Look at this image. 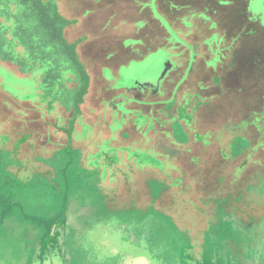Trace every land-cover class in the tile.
<instances>
[{
    "label": "rangeland",
    "instance_id": "obj_1",
    "mask_svg": "<svg viewBox=\"0 0 264 264\" xmlns=\"http://www.w3.org/2000/svg\"><path fill=\"white\" fill-rule=\"evenodd\" d=\"M47 1L43 0L46 16L54 18L52 13L54 6L55 12L57 11V0H53L54 6ZM89 1L92 5L88 7L93 12L88 13L87 17L96 19L99 16L102 19L106 15L110 22L107 37H115L116 40L119 35L112 28L123 30L119 39L128 38L127 44H135V40H141L142 54H153L123 68L116 87H130L137 82L157 85L170 60L176 75L185 77L184 84L178 87L177 97L185 89L195 96L198 90L206 98L212 97V101L198 98L199 105L195 106L193 112V141H201L202 144L195 143L188 151L182 149L181 154L185 156L189 152V156L170 158L175 154L169 148L158 146L166 135V130L137 118V134L131 136L129 132H123L125 141L120 147L133 152L131 157L135 158L136 164L158 170L159 174L156 171L153 175L150 172L145 175H148L147 179H151V186L162 185L156 192L160 197L154 195L156 202H146L147 196L139 191L135 195L136 199L127 197L113 202V193L119 191L121 181L127 180L129 170L125 172V178V174L121 172L123 169H120L110 172L112 182L105 180L97 183L100 168L92 170L89 160L85 164L79 159L78 153L73 156L70 152L73 146L61 143L54 151L47 150L49 153L44 148H32L26 139L31 130L39 128L37 123H29L27 126H22L20 122L10 123L9 130L0 131V253L2 250L10 252L6 259L8 261H3V258L0 261L3 264H48L49 258L42 260L39 248L35 253L33 248L39 243V236L36 234L40 230L44 231L45 225L51 223L47 230L56 235L54 242H50L51 256L59 254V250L67 264H97L100 256L105 257L102 258L104 264H131L140 257L148 258L150 264H264L262 248L256 249V245L260 244L259 240L255 244L254 238L245 235L248 231L240 229L242 225H249L250 219H259L264 223V129H261L263 123L259 118V111L264 106V24L250 20V14L247 13L248 0ZM253 8L264 22V0H257ZM33 10L26 12V6L21 4L13 15L0 16V41L10 45L6 52L11 55L20 54L13 59L14 62L4 60L14 68L24 52L21 46L23 36L44 40L46 35L48 38V32L39 21L36 10ZM59 13L61 18H65ZM189 13L195 17L189 19L190 25L187 23L185 27L184 18ZM9 20L19 24V32L12 28ZM24 20L26 27L22 29L26 28L27 31L20 32V25ZM64 22L67 25L65 20ZM119 23L125 26H120ZM216 31L224 32V38H213ZM187 32L190 34H186ZM64 34L63 39L71 36L67 28ZM169 34L176 43H180L183 34L188 38L194 53L193 64L188 71L164 53L162 47L166 46ZM202 39L210 40L212 48L215 45L219 47V61L214 66L207 65L211 62V56L207 52L208 45L203 46L202 42L200 45L199 41ZM193 45L197 46V50L193 49ZM115 46L117 47L111 49L120 53L119 46ZM19 57L21 58L18 59ZM67 65L63 63L66 74L72 71ZM28 73V77L22 80L0 68L6 86L17 99L31 102L37 100L43 105L48 101L52 106L65 104L69 91L60 86L49 84L50 87L46 89L52 90L53 96H57L55 99L44 98V94L38 95V90L45 84L43 68L33 69ZM173 86L174 83L167 85L163 100L170 98ZM22 87H26L27 91L22 90ZM156 98L152 97V101ZM169 105L156 108H160L161 113L170 115L173 113V105ZM239 112L244 115L258 112L253 113L251 118L254 120L252 125L259 127L260 131L254 127L242 129L240 135L247 137V140H239L237 135L225 138L223 135L213 134L220 132L219 127L226 123L225 119L234 118ZM30 119L37 120L34 116H30ZM88 128L84 127L83 139L92 136ZM208 131L213 133L204 134ZM227 131L225 129L224 133L228 134ZM184 133L193 136L188 131ZM186 134L184 136L177 125L167 131V136L171 138L172 135L173 141L180 144L190 141L191 138L188 135L186 138ZM20 142L24 144L18 146ZM137 145H142V149ZM148 145H152V150H157V153L146 151L145 146ZM158 153L168 154L169 158L161 159ZM129 165L134 168L131 163ZM107 172L108 170L104 172L105 176ZM128 180L132 182L130 177ZM163 180L168 186H180L187 198L183 197L179 189L164 188ZM139 185H142V181ZM131 193L133 194V190ZM196 197L202 205L198 204ZM180 209L182 212L187 210L190 215L188 218L196 221L202 230H206L203 231L206 246L201 247L194 236L188 237L186 229L180 226L181 222L177 218L173 220L175 225L170 220V216H176ZM69 216L74 219L72 222L68 221ZM35 226H38L36 233L33 230ZM197 228L195 223L194 230ZM237 229L242 233L241 242L239 234L233 237ZM250 234L251 231L248 236ZM192 245H196L194 251L199 252L195 257L191 253ZM54 263L56 262L52 264ZM61 264H65L64 261Z\"/></svg>",
    "mask_w": 264,
    "mask_h": 264
},
{
    "label": "flooded vegetation",
    "instance_id": "obj_2",
    "mask_svg": "<svg viewBox=\"0 0 264 264\" xmlns=\"http://www.w3.org/2000/svg\"><path fill=\"white\" fill-rule=\"evenodd\" d=\"M58 1H60V4ZM91 3L92 2L89 0H57L58 6L56 12H61L65 17L62 19L67 22L64 32L67 28L73 37L71 38L70 36V40L68 37H65L64 40H66V44L72 53L69 55L74 57V63L72 64L80 74L76 81L73 74H71L70 81L73 82L66 86L60 85L61 89L66 87L65 89L69 91L65 104H56V106H52L48 101L43 105L41 101L37 100H32V102L19 100L11 95L9 88L6 86L5 77L0 74V131L4 129L9 130L11 126L10 123L12 122H20L22 126H27L29 123H37L39 128L31 130L27 136L26 142H28L32 148H44L45 152H47V150L51 152L54 151L57 146L59 147L64 140L67 141L68 145L75 146L74 144L76 141L72 136L78 135L79 139L82 138L84 127H89L88 129H90V134H92V136L84 140L109 138L108 142L101 144V148H98L94 144L92 148L87 151V155L90 156L88 162L92 163L91 169L100 168V173L104 174L106 171L104 170L105 164L104 161H102L103 163L101 162L103 158L102 155L104 154L103 151L106 149L115 150L114 154L116 159L114 161H108V172L112 173L120 169L122 170L119 166L121 162L124 161L118 157L122 148L120 146L117 149L114 148L113 142L125 141V139H118L122 137L121 135L123 132L127 131L131 136L137 134V132H135L137 128V126H135V121L143 113L154 112L160 114L161 117L171 121V123L168 122L170 124H167L169 131H171L174 125H177L184 136L186 134L184 132L186 131L190 132L192 135L194 132L193 117L191 116V120L188 121L187 116L185 118H180L179 114L183 111L186 114H192L193 108L199 105L198 98L204 99L206 97L198 90L195 96V94H192L188 89H185V92L182 94L180 93V96L177 97L178 87L182 86V83L184 84L185 77L179 74L176 75L177 72L173 70L174 66L170 63V60L167 62L166 72H163L161 75L159 84L150 85L137 82L130 87H116L117 82L122 77L121 73L123 68H127L131 64L145 60L146 57H149L152 53L148 52L142 54L143 44L141 40L134 39L135 44H127V42H129L128 38L119 39V36L123 35V30L117 31L115 28H112V31L115 32L116 35H119L116 40H114L115 37L111 39L107 37L106 34L109 32L110 22H108L106 15L103 16L102 19H100L99 16L96 17V19L89 16L87 17L88 13L93 12V9L88 7V5H92ZM119 25L125 26L121 23H119ZM71 29H75V31H71ZM64 32L63 36L65 35ZM184 35L185 34L181 37L180 43L174 42L175 39L170 36L167 39L166 46L162 47V49H164V53H166L170 59H174L181 64L182 68H186V71H188L193 64L192 57L194 53L189 46L188 38ZM115 45L119 46L118 48L121 50L120 53L119 51L116 52L111 49L117 47ZM180 48L182 49L180 50ZM1 50L0 53L2 52ZM5 52L6 50L1 54L4 56ZM18 67L19 66L16 65V68H14L10 63L0 60V68H4L5 71L11 72L15 77L25 80L28 75L19 72ZM81 72L83 73V79ZM55 76H59L58 78L60 79L64 78L60 70L55 72ZM169 83H174L173 89L170 91V98L168 97V100H163L162 98L167 93L166 88ZM47 86L48 84L43 85L42 89L40 88L41 90H38V95L44 94V98L55 99L57 96H53L52 90H46L48 89ZM22 90L27 91L26 87H22ZM155 96L157 97L156 100L152 101V97ZM158 98L160 99L157 100ZM165 104H170V107L173 105V113L170 115L163 114L160 112V108H156L165 106ZM30 116L36 117L37 120L30 119ZM144 120L146 121V119ZM188 123L191 129L186 128V124L188 125ZM187 135L190 139L188 133L186 134V138H188ZM170 137L172 139V135ZM126 141L128 143V140ZM19 144L18 146H21L24 143L20 142ZM158 146L169 148L173 154L177 153L175 148H178V146L166 141H162ZM137 147H139V145H137ZM152 147L151 145L150 149H152ZM146 148H148V146H146ZM16 149L17 147L14 148V150ZM122 151L123 150H121V152ZM70 152H73V147L70 148ZM179 152L181 153L182 151ZM186 155H188V153ZM81 156L83 155L80 154V157ZM135 162L136 160H133L132 163L135 169L145 166L143 164H136ZM86 163L87 162H85V164ZM127 169H131V166ZM121 172L126 176L127 173H125L124 170ZM108 174L109 173H107V175ZM164 184L167 188L180 189V186H168L166 181H164ZM177 219L181 222L180 226L186 229L185 232H187L188 237L191 235L195 238L198 237V239L202 238V235L197 234L202 232V229L196 221L193 222L191 218L182 217ZM170 220L173 222L174 216L171 215ZM195 223L198 227L197 230H194ZM251 231L254 232V230ZM260 234L263 236L264 232ZM199 241L200 240L196 242ZM257 246L262 247L264 252V246H261V244ZM190 248L192 249L191 253L193 256H197L199 252L196 250L194 251L195 247L191 246ZM48 251L51 250L48 249ZM58 252L59 254L56 256L53 255L49 257L48 264H52L53 262H56L54 264H61V261H64V263L66 262L64 256H60L61 252L59 250L57 253ZM98 257H96V259ZM102 258L105 259V257H99L101 263L103 262Z\"/></svg>",
    "mask_w": 264,
    "mask_h": 264
},
{
    "label": "trees",
    "instance_id": "obj_3",
    "mask_svg": "<svg viewBox=\"0 0 264 264\" xmlns=\"http://www.w3.org/2000/svg\"><path fill=\"white\" fill-rule=\"evenodd\" d=\"M256 1L257 0H248L247 1L248 2L247 3V13L250 14L249 18H250L251 21L258 22L259 24H264V22H262L261 15H258V12L255 11L254 8H253ZM47 3L51 4L52 6H54L53 0H48ZM21 4L26 6V12L29 11L30 9H32V10L35 9L36 10V13L38 15L39 21L41 22V24L45 28V31L48 32V38H47L46 35H44L45 36L44 40H42L41 38H37L36 39V38H26L24 36L22 37L23 43H22L21 46L24 48V52L22 53V59H20L21 57H19L18 59H20V60H19V62L16 63V65L19 66L18 67V71L21 72V73L23 72L24 74L28 75L29 74L28 72H31L33 69H37L38 70V69L43 68L42 77H43V80L45 82L44 85L52 84V85H56V86H60V85H65L66 86L69 83L73 82V81H70L71 77L68 75V73H70V75L73 74V77L75 78V81H76V79L80 76V74L78 73V71L76 70V68L72 64V63H74V57L69 55V54H72V53L70 52L69 47L67 46V44L64 42V39H63V32H64V28H65L66 25H65L64 20L59 16V13L55 12V10H56L55 6H54L55 9L53 8V10H54L53 12L54 13H52L54 18H48L46 16V10H45V8L43 6L44 5L43 4V0H0V16L6 17V16H8L10 14L13 15V12L16 11L17 8L19 7V5H21ZM194 17H195L194 14H193V16H190V13H189V15L184 18V26L187 27V23H188V26H189L190 25L189 19H192ZM14 22L15 21L9 20V23L12 26V28L19 32V29L17 28L19 26V24H15ZM22 27H26L25 20L20 25V32L22 30L23 31H27L26 28L22 29ZM33 30L35 31V28H33ZM16 34L18 35L17 32H16ZM186 34H190V32H187ZM212 36H213V38L223 39L225 34H224V32H217L216 31V32L213 33ZM18 37H21V35L18 36ZM14 38H16V36ZM56 41L58 43H56ZM11 42H13V41H11ZM53 42H55V43H53ZM199 42H200V45H201V42H202L203 46L208 45L207 52H209L208 55L211 56V62L208 63L207 65L208 66H210V65L214 66V64L219 61V59H218L219 56L217 57V53L219 52V47L217 45H215L216 47L212 48V43L208 39H204V40L202 39ZM199 42H197V45L199 44ZM8 46L10 47V45H6L2 41H0V50L2 49L1 53H3L4 50L8 51L9 50V49L7 50ZM61 48H63V49H61ZM11 49H13L12 46H11ZM193 49L197 50V46L193 45ZM1 53H0V60L1 61L7 60V61H10V62H14L13 59H16V57L20 55L18 53H15V54L11 55V53L6 52V54L3 56ZM196 55L197 54H195V56ZM41 60L43 61V63H36V64L32 63V61H41ZM63 63L64 64L67 63L68 64L67 68L70 66L72 71L71 72H67V74H66L65 71H64L66 68H63ZM59 70H60V72H62V74H63V71H64V78L63 79L58 78L59 76H55V72L59 71ZM81 76H82V79H83V73L82 72H81ZM47 87H50V86H47ZM211 98L212 97L204 98V99L212 101L213 99H211ZM21 106H23V105H21ZM194 111H195V108H193L192 114H186L184 111L180 112V114H179L180 118H185L187 116L188 121H190L191 120V116L194 119V115H193ZM259 112L261 113V117H259V118H260V120L263 123L261 129H264V106L262 107V109ZM253 113L257 114L258 112H248L245 115L242 112H239V113H237L235 115L234 118L232 116H231L232 118L229 117L230 119L226 117L227 118V119H225L226 123L221 124L220 127H219L220 128V132L213 133V132L208 131V132H205L204 134L213 133L214 135H223L225 138H228L231 135H237V136H239V140H243V139L247 140V137L241 136L240 132H241L242 129H245V128H248V127L249 128L254 127L252 125L254 120H252V118H251ZM141 117L143 119H146L147 123L154 124L156 126V128H159L161 130L162 129L166 130V135L163 137L162 141H166L168 143L174 144L175 146H178V148H175L177 153L174 155V156H178L177 158L181 157V153L179 151H183L182 149H186L188 151V150L192 149V147H193V145L195 143L202 144L201 141H198V142L193 141L194 140L193 139L194 138V133H193V136H190V138H191L190 141H188L185 144H180V143L174 142L173 139H171V138H169L167 136V131H168V127H167L168 125L167 124H170L171 121H168L167 119L161 117L160 114H157V113H154V112H147L146 114L143 113L139 118H141ZM168 122H170V123H168ZM259 122H258V124H259ZM258 124H257V126H258ZM213 126H216V125H213ZM189 127H190L189 123H188V125L186 124V128L188 129ZM221 127H223L224 130H222ZM254 128H256V127H254ZM189 129H191V128H189ZM225 129L228 130L227 131L228 134L224 133ZM256 129L259 130V127H257ZM195 133L197 134V132H195ZM204 134H202V135H204ZM150 142H151V140H150ZM155 143H156V140H155ZM186 146H188V147L190 146V148H188ZM255 147H256V145L254 146V148ZM138 148L142 149V145H139ZM150 148H151V145H148V149L149 150L147 149L146 151H148L149 153H153V151H155V150H152ZM242 150H244V149H242ZM188 154H190V153L188 152ZM157 155L161 159L164 158V157L165 158H169L168 154L166 155V154L160 153V155H159V153H158ZM174 156H172L170 158H173ZM186 156H189V155H185V157ZM87 160H90V156L88 157ZM132 163H133V160L131 161V165H132ZM129 166L130 165L128 164V162L126 164V162L124 161V162H121V165L119 166V168L121 167V168L127 170V168ZM107 169H109V168H104V170H107ZM131 176H132L131 174H128V178L130 177L132 179ZM7 187L9 188V185H7ZM178 191H180L182 193L183 197L187 198L185 196L183 190H181V187H180V189ZM196 199H197L198 204L202 205V203H200L198 198H196ZM182 211L183 210L180 209V210H178V213L175 214L176 216H174V215H172V216H174V218H180V217L187 216L186 218H188L189 217L188 211L187 210H185L184 212H182ZM50 224H48L49 228H50ZM200 235H202V234H200ZM23 237H24V235H23ZM55 239H56V235L55 234L51 235L49 232L46 233L45 235H43L41 237L40 240H38L39 243L35 246V248H33L34 253L39 248V252L41 253L42 260L45 261L46 259H48L52 255V252L50 253V251H48V249H49V246H51L50 242L51 241L54 242ZM3 249H5V248H3ZM8 253H10V252L2 250L1 253H0L1 260L4 259L3 261H5L8 258ZM13 255H14V253H13ZM143 260L144 261H142V262L145 263V264H150L151 263L149 261V259L147 260L146 258H144ZM6 261H8V260H6Z\"/></svg>",
    "mask_w": 264,
    "mask_h": 264
},
{
    "label": "crops",
    "instance_id": "obj_4",
    "mask_svg": "<svg viewBox=\"0 0 264 264\" xmlns=\"http://www.w3.org/2000/svg\"><path fill=\"white\" fill-rule=\"evenodd\" d=\"M76 136H77V139H76ZM122 136V135H121ZM74 139H75V141H76V143L74 144L75 146H73V152H72V155L74 156V154L75 155H77V153H78V157H79V159L81 158V160L85 163V162H87V159H88V155H87V151H88V149H91L92 148V146L95 144L98 148H101L100 146H101V144H105L106 142H108L109 141V138H100L99 140H98V138H97V140L96 139H90V140H84V139H82V138H78V135H74V136H72ZM110 137V136H109ZM119 140H123L124 138H123V136L122 137H119L118 138ZM118 139H115V140H118ZM87 141V142H86ZM62 143H64L65 145H68L67 144V141H62ZM122 143H124L123 141H115V142H113V145H114V148H118ZM111 144V143H110ZM89 147V148H88ZM122 148V147H121ZM148 148H146V146H145V150H147ZM59 150V149H58ZM122 150V149H121ZM121 150H120V155L118 156L119 157V159H122V161H125L126 162V164H127V162H128V164L129 163H131V161L132 160H134V159H132V152H130V151H127L126 149H124L122 152H121ZM149 150V149H148ZM104 152V154L102 155L103 156V158L101 159V162L102 161H104V164H105V168H108L107 166L109 165L108 164V161H114L116 158H115V154H114V152H115V150L114 149H106V150H104L103 151ZM153 153L154 154H156L157 153V150H155V151H153ZM80 154H82L83 156H81L80 157ZM181 157H185L184 155H182L181 154ZM92 158V157H91ZM115 158V159H114ZM93 159V158H92ZM103 163V162H102ZM123 169V168H122ZM125 172H127V170H129L128 171V174H131L132 176V181L133 182H130L128 179V177L126 178L127 180H125L124 179V181L122 182L121 181V186H120V188H119V191L117 192H114L113 194L115 195V197H113V195H112V197H113V202L114 201H118L120 198H125V199H127V197L128 198H131L132 200L135 198L136 199V197H135V195H137V193H139V191L140 192H142L143 193V195H145V196H147V199H146V202H151V200H153V202H156L155 201V196L156 197H160V196H157V194H156V192L160 189V187L162 186H151V184H149L150 183V180L151 179H147V176L148 175H145V173H147V172H150V174L151 175H153V174H155L156 173V171H157V173H158V170H155V168L154 167H146V166H142V167H137L136 169H134V168H131V169H127V170H125V169H123ZM107 173H109L108 175H106L105 176V174L103 175V174H101V173H99L100 174V176L99 175H97V183H99V182H101V181H111L112 182V180H113V177L112 176H110V172H107ZM153 173V174H152ZM159 174V173H158ZM159 177H161L160 175H159ZM123 178H125V176L123 177ZM162 178V177H161ZM121 179V178H120ZM147 179V180H146ZM163 179V178H162ZM118 179H116V181H117ZM142 181V185H139V183ZM164 181V180H163ZM118 182V181H117ZM162 182V181H161ZM129 184H131V185H129ZM97 186L98 185H96L95 186V188L97 189ZM164 188H167L166 187V185L164 184ZM127 189H129V191L127 192ZM132 190H133V194L131 193L132 192ZM167 191V190H166ZM107 193H111V192H108V191H106ZM155 195V196H154ZM197 198V197H196ZM131 199H129V200H131ZM112 202V203H113ZM132 201H130V203H131ZM90 209H92V207L90 206ZM90 209H88V210H90ZM91 211V210H90ZM264 216V215H263ZM76 219V221L78 220V218H75ZM74 219L73 218H71L70 216L68 217V221L69 222H72ZM263 224L264 223H261V220L259 221V219H255L254 221H253V219H250V223H249V225H244L245 227H246V229H245V227L242 225L241 227H240V229L241 228H244V229H242V230H247L248 232H246L245 233V235L248 237V234H249V231H251V230H254V232L253 231H251V234L249 235V237L250 238H254V240L256 241V243L255 244H257V242H258V240H259V242H260V244H261V246H264V237L260 234V233H262L264 230V228H263ZM47 226H48V228H49V225H45V230L43 231V230H40V232H38L39 234H36V235H38L39 236V239L38 240H40L41 239V237L43 236V235H45L46 233H48V230H47ZM74 227L75 228H77L78 229V226H76V225H74ZM33 230H35V232L34 233H36L37 231H38V226H35V228L33 229ZM206 231L205 229H203L202 230V232H201V234H202V238L201 239H198V240H200L199 241V245L201 246V247H203L204 245L206 246V241L204 240V235H205V233L204 232ZM239 231H240V233H239ZM253 232V233H252ZM51 235H54L55 233H50ZM237 234H239V241H240V238H241V236H242V233H241V230H238L237 229V231H236V233L234 234V236L233 237H236V235ZM246 237V238H247ZM197 238L198 237H196V240H197ZM241 242V241H240ZM195 244H196V242H195ZM51 245V244H50ZM197 245V244H196ZM196 245H192V246H196ZM257 248H262V247H258L257 245H256V249ZM143 259V258H142ZM147 260H148V258H146ZM99 263H101V261L99 260ZM0 264H3V262L2 261H0ZM65 264H67L66 262H65ZM97 264H98V262H97ZM104 264V263H103ZM245 264V263H244ZM249 264H253V263H251V262H249Z\"/></svg>",
    "mask_w": 264,
    "mask_h": 264
},
{
    "label": "water",
    "instance_id": "obj_5",
    "mask_svg": "<svg viewBox=\"0 0 264 264\" xmlns=\"http://www.w3.org/2000/svg\"><path fill=\"white\" fill-rule=\"evenodd\" d=\"M165 72H166V70L164 71V73ZM142 261H144V260L140 257V259L138 261L133 260V262L131 264H134V262H135V264H145Z\"/></svg>",
    "mask_w": 264,
    "mask_h": 264
}]
</instances>
